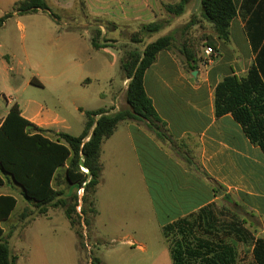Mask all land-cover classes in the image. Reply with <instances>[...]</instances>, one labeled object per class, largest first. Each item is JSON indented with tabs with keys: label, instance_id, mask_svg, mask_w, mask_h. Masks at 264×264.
I'll return each mask as SVG.
<instances>
[{
	"label": "crops",
	"instance_id": "1",
	"mask_svg": "<svg viewBox=\"0 0 264 264\" xmlns=\"http://www.w3.org/2000/svg\"><path fill=\"white\" fill-rule=\"evenodd\" d=\"M232 1L236 15L230 22L227 42L217 39L212 26L200 17V0H191L180 16L163 23L161 36L174 38L170 32L176 31L181 38L189 34L198 36L202 46L208 37L216 41L212 56L204 54L207 44L195 53L191 63L194 70H189L173 50L159 52L154 64L146 70L144 90L159 120L155 122L156 128L164 137H158L142 123L127 121L121 122L102 144L100 177L103 175L107 184L128 186L136 200L146 201L161 232L166 225L193 217L228 195L230 203L238 204L252 218L249 224L256 237L264 236V152L251 143L232 115L216 117L214 111L215 88L224 78L244 77L256 67L264 85V0ZM6 2L0 0V16L9 10L5 8ZM176 2L132 0L129 4L133 5V16L142 15L150 23L157 21L163 4ZM125 3V0H86L91 14L108 15L118 21L127 20ZM96 68L98 80L99 76H106L108 62ZM34 82L40 83L35 79ZM128 82V79L122 82L125 94ZM106 97L102 98L105 107L99 109L115 113L129 108L122 93L111 94L108 101ZM7 102L10 106L14 104L11 100ZM57 104L58 111L35 101L18 107L25 120L50 138L57 133L79 136L85 125L81 124L84 112L99 110L79 107L73 96L72 113L76 117L67 118L59 113L62 101ZM96 212L94 221L101 218L97 209ZM228 238L226 243L236 251V239Z\"/></svg>",
	"mask_w": 264,
	"mask_h": 264
},
{
	"label": "rangeland",
	"instance_id": "2",
	"mask_svg": "<svg viewBox=\"0 0 264 264\" xmlns=\"http://www.w3.org/2000/svg\"><path fill=\"white\" fill-rule=\"evenodd\" d=\"M17 1L7 0L5 8L12 16L0 26V120L11 107L7 100L20 108L35 101L52 111H58L57 101L60 100L62 108L59 113L71 118L76 117L72 113L73 96L83 109L104 108L103 95L107 96L106 101L113 93H122L125 98V91L121 89L126 79L121 70L122 62L131 52L141 53L150 39L162 35L159 32L150 37H139L138 42H134L132 36L140 28L136 22L146 21L142 15L133 16V5L129 4L132 0H125L127 20L119 22L127 25L116 32L104 30V37L112 42L111 47L96 51L90 44L92 29L82 32L92 19L83 20L70 13L74 0H46L54 13L65 17L64 25H57L42 12L14 15ZM85 11L90 12L88 6ZM82 12L84 15V8ZM174 17L161 6L160 16L156 19L161 23H170ZM76 28L81 32L66 30ZM170 33L174 36L171 48L183 61L185 52L195 55L206 45L202 46L196 35L189 34L186 39L176 31ZM106 61V76L101 75L95 80V75L99 73L96 67ZM34 79L40 83L34 82ZM86 79L90 82H85ZM84 122L85 117L81 118L82 125ZM104 179L102 175L94 196V207L101 218L94 221L90 213L91 205L87 203L84 206L89 221L87 226L79 214L84 205L83 192H69L63 182L59 186L54 185L66 193L64 200L67 205L78 202V213L75 212V215L82 217L79 227L83 247H80V240L65 216L64 207L47 206V213L39 214L33 203L22 198L20 186L0 187V193L11 194L17 199L9 221L1 224L4 231L1 239L9 243L15 257L14 264H172L169 248L152 208H147L146 201L136 200L128 186L121 188L107 184ZM73 194H76V200ZM222 198L208 207V217L199 219L195 215L190 218L189 222L197 227L195 236L215 244L221 240L227 242L228 236L221 231L235 224L237 257L244 264H252V251L257 238L249 224L253 220L246 214H237L234 205ZM177 239V233L171 231V245Z\"/></svg>",
	"mask_w": 264,
	"mask_h": 264
},
{
	"label": "trees",
	"instance_id": "3",
	"mask_svg": "<svg viewBox=\"0 0 264 264\" xmlns=\"http://www.w3.org/2000/svg\"><path fill=\"white\" fill-rule=\"evenodd\" d=\"M190 1L178 0L175 4L163 5V8L168 14L180 16ZM85 7L87 9L86 0H74L70 13L83 20L92 19V22L88 19L87 27L82 32L92 29L90 44L94 50L110 48L112 42L104 37L105 32L103 34L102 30L116 32L127 24L108 15L91 14L85 11ZM37 12L46 14L57 25L66 23L65 17L54 13L46 0H21L13 14L21 16ZM235 15L236 8L232 0H200V17L212 26L217 39L223 42L229 39L228 29ZM11 16L8 13L1 17L0 26ZM136 23L140 28L132 36L134 42H138L139 37L159 33L163 28V23L159 21ZM66 30L81 32L77 28ZM173 40L168 35L150 39L141 53L134 51L129 54L121 65L125 78L129 80L126 89L129 108L115 113L103 109L84 112L86 121L79 136L57 133L54 138H50L45 131L25 120L18 105L13 104L0 123V187L11 184L20 186L22 198L33 203L39 214L47 213V206L64 207L65 216L80 240V247H83L79 227L82 217L75 215L78 202L67 205L64 200L66 193L54 185L59 186L63 182L68 186L69 192L83 191L84 205L79 214L83 216V223L87 226L89 221L84 206L87 203L91 205L92 218L97 214L94 196L102 170L100 156L104 141L114 134L121 122L127 121L142 123L158 137H164L156 128L155 122L159 120L144 90V74L154 64L159 52L172 50ZM206 44L215 50L216 41L213 38L208 37ZM193 56L190 52L184 53V62L189 70L195 69V65L191 64ZM214 111L216 117L232 115L251 143L264 152V85L256 67H252L244 77L229 76L216 86ZM81 167L87 173L82 172ZM72 197L77 199L76 194ZM223 201L231 202L228 195L223 197ZM16 205L15 196L0 195V264H14L15 261L9 243L1 239L4 234L1 224L10 219ZM233 205L237 214L245 215L243 208L238 204ZM206 210L197 214L199 219L209 214ZM190 218L179 219L162 230L172 264H244L238 259L237 251L229 247L225 240L215 244L195 236L194 230L197 227L189 222ZM235 227L234 224L221 232L236 239ZM171 231H175L178 236L174 245L169 242ZM252 256V264H264V236L255 239Z\"/></svg>",
	"mask_w": 264,
	"mask_h": 264
},
{
	"label": "built area",
	"instance_id": "4",
	"mask_svg": "<svg viewBox=\"0 0 264 264\" xmlns=\"http://www.w3.org/2000/svg\"><path fill=\"white\" fill-rule=\"evenodd\" d=\"M214 53H215V52H214V50H212L211 47H208V46L205 47V49H204V54H205L206 56H212ZM80 169H81L82 172L87 173V170H86L85 168H82V167H81ZM80 191H82V190H80ZM82 192H83V191H82Z\"/></svg>",
	"mask_w": 264,
	"mask_h": 264
}]
</instances>
